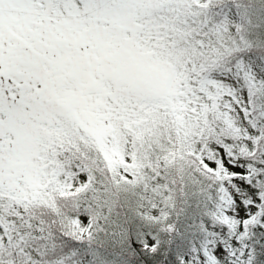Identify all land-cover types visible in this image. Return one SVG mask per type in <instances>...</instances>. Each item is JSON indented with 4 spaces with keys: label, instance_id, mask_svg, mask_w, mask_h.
Here are the masks:
<instances>
[{
    "label": "snow or ice",
    "instance_id": "snow-or-ice-1",
    "mask_svg": "<svg viewBox=\"0 0 264 264\" xmlns=\"http://www.w3.org/2000/svg\"><path fill=\"white\" fill-rule=\"evenodd\" d=\"M0 264H264V0H0Z\"/></svg>",
    "mask_w": 264,
    "mask_h": 264
}]
</instances>
